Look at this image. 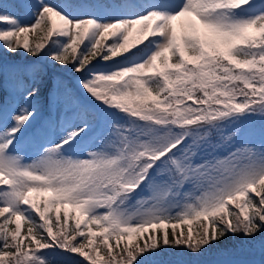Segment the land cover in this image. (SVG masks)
<instances>
[{"label": "snow or ice", "instance_id": "1", "mask_svg": "<svg viewBox=\"0 0 264 264\" xmlns=\"http://www.w3.org/2000/svg\"><path fill=\"white\" fill-rule=\"evenodd\" d=\"M0 48V264H264V0H0Z\"/></svg>", "mask_w": 264, "mask_h": 264}, {"label": "rangeland", "instance_id": "2", "mask_svg": "<svg viewBox=\"0 0 264 264\" xmlns=\"http://www.w3.org/2000/svg\"><path fill=\"white\" fill-rule=\"evenodd\" d=\"M48 2L52 4H61V3H64L65 0H48ZM17 14L22 15V13H17ZM24 18L26 20L31 19L29 17H24ZM32 38L33 37L30 36V39ZM145 43H147V41H145ZM138 47H143V45H140ZM132 51H135V49H133ZM117 59H122V57L117 58ZM14 61L23 62V59L10 60L7 54L4 52L3 48H0V64H3L5 62H7L8 64H11ZM42 63L44 64L45 68L48 71V76L46 77V80H45V86H42V95L37 98V100L35 101V104L37 108L40 109L41 117H46L49 114V109L47 105L45 104V96L48 95V87H51L55 82L60 81V82H63L64 85H66L69 89L73 90L74 92L79 91L77 83H76L77 79L79 78V74L73 73L71 71L70 66L65 67V68H57V67L53 68L51 65L47 64V62L45 61H42ZM96 66L97 68H101V69L108 67V65L104 64L103 62L97 64ZM0 80H2V78H0ZM9 100H11L10 97H9ZM51 111H52V114L55 115V109L53 108ZM31 155H32L31 152H28L29 158H31ZM70 255L73 256V253H64L61 258L65 260L67 264H72L74 263V260ZM163 262L166 263L167 260ZM74 264H80V261H77Z\"/></svg>", "mask_w": 264, "mask_h": 264}, {"label": "trees", "instance_id": "3", "mask_svg": "<svg viewBox=\"0 0 264 264\" xmlns=\"http://www.w3.org/2000/svg\"><path fill=\"white\" fill-rule=\"evenodd\" d=\"M9 57L10 60H14V59H24L23 54H21V56L18 57H11L9 55H7ZM28 59H32L31 57H28ZM57 68H61L59 65L56 66ZM65 68V67H64ZM254 129V137L256 140L259 139V130H260V125L258 122H256L253 126ZM62 214V213H61ZM231 244V241L229 243V246ZM71 256V255H70ZM221 252L218 251L217 249H211L208 252H206L203 256L201 257H192L191 255L185 253H178L176 250H168L166 252L161 253V255L159 257H156L155 259L158 261V264H176L177 261H184L185 264H200L203 263L207 260L213 259V258H217L220 257ZM74 260V263H76L77 261H80L83 259L82 257L79 256V254L73 253V256H71ZM167 260L166 263H164L163 261ZM172 260V261H170Z\"/></svg>", "mask_w": 264, "mask_h": 264}, {"label": "water", "instance_id": "4", "mask_svg": "<svg viewBox=\"0 0 264 264\" xmlns=\"http://www.w3.org/2000/svg\"><path fill=\"white\" fill-rule=\"evenodd\" d=\"M224 258H227V257H220V258H217V259H214V260H211V261H208V262H205L204 264H215V262L219 259H224Z\"/></svg>", "mask_w": 264, "mask_h": 264}]
</instances>
